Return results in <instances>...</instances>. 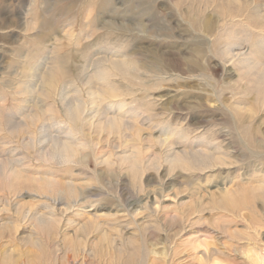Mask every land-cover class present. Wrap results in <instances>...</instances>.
<instances>
[{"label": "rangeland", "instance_id": "1", "mask_svg": "<svg viewBox=\"0 0 264 264\" xmlns=\"http://www.w3.org/2000/svg\"><path fill=\"white\" fill-rule=\"evenodd\" d=\"M260 12L264 0H0V264H264ZM232 34L256 60L250 68L223 60ZM104 50L142 78L175 55L182 80L145 90ZM128 83L138 100L128 109L147 124L98 126L94 99L108 96L100 86L120 95ZM188 127L200 129L189 143L216 132L224 166H170L157 137L171 129L177 143ZM58 134L69 144L48 157ZM135 152L132 169L120 157ZM43 210L54 217L39 225Z\"/></svg>", "mask_w": 264, "mask_h": 264}, {"label": "bare ground", "instance_id": "2", "mask_svg": "<svg viewBox=\"0 0 264 264\" xmlns=\"http://www.w3.org/2000/svg\"><path fill=\"white\" fill-rule=\"evenodd\" d=\"M257 18L261 19L260 20L261 22L264 21V19H263L264 15L261 12L259 13ZM210 20L206 19V20H204V22L208 25ZM231 20H232V18H231ZM246 20L250 24V21H252L253 19L251 17H248V18H246ZM230 23H232V22H230ZM245 24H247V23L245 22ZM209 25H211V24H209ZM208 29H209V27H208ZM211 29H212V27H211ZM211 29H210V31H211ZM257 29H259V28H257ZM260 31H264V29H261ZM228 36L229 37L226 40V44H225V47H224L223 52H222L223 60L236 59V60L239 61V62L238 61L237 62L241 65V67H244V68H250L251 65L256 63L255 59H253L251 57L248 58L250 56L249 54L251 52L248 53V54H244V53H242L239 50V48H241L240 47L241 43L237 41V37H235L234 34L228 35ZM105 40L109 41V38L105 37ZM113 48H115V50H116L117 44H113ZM122 49H124V47H122ZM104 51H105L104 52L105 55L110 57V60H111V62L113 64H118V65H120L123 68H127V70H129V73L135 72L137 74V77H134L133 79H135L137 81L138 85L140 87L144 88L145 90H147L146 86H148V84H151V82H153L152 80H156L159 83H161L162 81H165V80H169V81H172V82H177L179 80H182V76L181 75L178 76L179 74L176 75V70L174 71V69L176 67V64H177V66H179L178 65V59L176 57H174L175 55L172 56L171 59H169V58L165 59V61L162 64L159 63L158 60H157V63L160 65V67L157 69V71L150 72V73H147L148 71H146V75L148 77L142 78L141 75L138 73V70L135 67H133L132 65H130L128 62H126L125 58H123L121 61L117 60L118 57L121 56L120 53H115L113 51H108V50H104ZM166 57H164V58H166ZM228 62L229 61H227L226 63H228ZM196 64L197 63L195 61L191 62V66L192 67L196 66ZM197 66L199 67V65H197ZM144 74L145 73L142 72V75H144ZM152 75H154V76H152ZM199 77L202 78L203 76L201 75ZM129 83H131V81ZM129 83H128L127 86H125V89L129 90V91L126 92V93H121L120 95H116V93H118V91H116L118 86L116 88H110V84H115V83L102 84L100 86V89L98 90V97H99L100 93L107 94L108 96L104 97L103 99H98V98H97L98 100L94 99V102H96L95 103L96 108H95L94 111L97 112V116L95 115V116H93V118H96V119L99 120V122L97 124L98 126L107 125V126L111 127L113 125H118V124H121V123H129V121L133 120L134 127H138L139 129H141L142 127H144L147 124L146 121H143L142 123H141V121H139L140 116L136 115L135 108L130 109V110L128 109L129 106H133V105H135L136 102H138V100H136V99L134 100L133 99V97L135 96V93H134L135 92V88L133 86H131V84H129ZM201 83L204 86L205 85H209V83L206 82V81H202ZM160 87H161V84L155 85V89H159ZM153 89L154 88H149V90H153ZM103 92H105V93H103ZM90 94L91 95H95L96 93L95 94L90 93ZM118 96H119V98H118ZM105 100H110L112 102L118 101V100H121V101L132 100V101L129 104H126V102L118 103L116 105V107H114L115 104H113V106H108L106 108L107 110H105L104 107H103V101H105ZM112 102H110V103H112ZM77 103L78 104L72 109V111H75V110L78 109L77 106H79L80 103L79 102H77ZM150 105L152 107L155 106L154 104H150ZM115 108H117V109H115ZM236 108L240 109L241 107L237 105ZM126 109H128V110H126ZM159 116L160 115L154 114L152 112V115L149 116V118L151 117L150 119L152 120L153 118H155V117L157 118ZM76 117L77 116L75 114H72V113L68 114V119L71 120V121H74L76 119ZM51 119L52 118L49 119V122L54 124L53 119L52 120ZM94 122H95L94 119L92 121L90 119H88L86 121V124L88 126H93V125L95 126ZM52 128L56 129V130H60L59 128H56L55 126H53ZM206 128H204V130L200 134L201 137L197 136L199 138H197L192 143H189L188 138L191 135H193L194 133H196L198 130H200L199 128L196 129V130H193L190 127H188L186 131H178L177 132V139H178L177 143H172L171 140H170V136H172V135H174L176 133L174 130H171V129H168L166 132L163 131V133L161 134V137H157V138H159L161 140V142L167 143L166 145H169L170 150H168L169 152L167 154V161H169L170 166L177 167L176 165L184 163L185 167H186L187 163L189 162V163H191L193 165H197V166L208 164V165H210V168L213 169L215 167V165L212 164V161H216V162H220L221 161V162H223V163L219 164L220 166H224V164H226V157H228L229 153H220V152H218V153L215 154V152H213V149H216V150L220 151L221 150V144L212 145L213 144L212 142H214L216 140V138H217V136L215 138L216 132H213L212 131L213 129H211L212 132H210V130L206 129ZM148 129L149 130L154 129V126H153V128L152 127L151 128L148 127ZM73 131H74L73 128L69 127L68 134L73 133ZM160 132H162V131H160ZM209 133H212L210 135L211 136L210 138L207 137V135ZM248 133H246V134H248ZM56 136L57 137H52L51 138L52 145H50V150H49L50 154L48 153L46 155L48 157L53 156V154H54V153H52L53 152L52 151L53 148H55L57 146H62V147L65 148L67 146V144H69L67 142V140L63 141L61 139V137L59 136V134L56 135ZM152 137H153V133H152ZM218 138H219V135H218ZM68 139H70V138H68ZM146 139H148V138H146ZM176 145H178L177 148H174V146H176ZM205 146H207L211 150L205 151L204 150ZM120 158H121V160L127 161V163L129 162V165H130V167L132 169H137L139 167L140 159H139V156H138V154L136 152L135 153H131L130 155H127V156H121ZM62 160L65 161L66 158L64 157V158H62ZM104 163L109 165V164H111V160H109V159L105 160ZM17 170L19 171V168H15L14 172H16ZM202 171H204V170H202ZM38 179H40L41 181H44L46 183H49L53 178H50L48 176L46 178H38ZM70 185H71V183H70ZM72 193H74V192L72 191ZM71 195H73V194H71ZM73 196H75V194ZM53 214L54 213L46 214L45 211L43 210V211H41V213H36L34 215L35 217H33V219H34V222L38 223L39 225H42V224L45 225V224H48L49 222H51L53 220V218H52ZM94 216H96V215L94 214ZM106 217H107V215H106ZM155 251H156V247H155ZM156 252L158 253V251H156ZM161 252H163V251H161ZM257 255H258V253H257ZM260 256L261 255L259 253V257ZM262 258H260V260ZM73 264H75V263L73 262Z\"/></svg>", "mask_w": 264, "mask_h": 264}]
</instances>
